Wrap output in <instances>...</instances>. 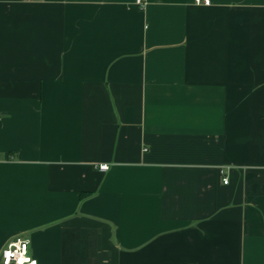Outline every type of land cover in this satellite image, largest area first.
<instances>
[{"label":"crops","instance_id":"1","mask_svg":"<svg viewBox=\"0 0 264 264\" xmlns=\"http://www.w3.org/2000/svg\"><path fill=\"white\" fill-rule=\"evenodd\" d=\"M16 238L264 264V0H0V258Z\"/></svg>","mask_w":264,"mask_h":264},{"label":"built area","instance_id":"2","mask_svg":"<svg viewBox=\"0 0 264 264\" xmlns=\"http://www.w3.org/2000/svg\"><path fill=\"white\" fill-rule=\"evenodd\" d=\"M138 4H142V0H137ZM197 4L210 5L211 0H195ZM99 169L103 172L109 170L108 164L99 165ZM224 184H228L227 177L223 179ZM0 264H38V260L29 252V241L22 238H16L7 243L3 248L0 258Z\"/></svg>","mask_w":264,"mask_h":264}]
</instances>
